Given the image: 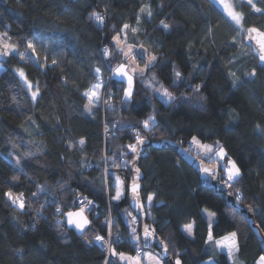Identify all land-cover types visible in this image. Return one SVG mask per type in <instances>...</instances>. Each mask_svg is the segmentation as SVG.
<instances>
[{
    "label": "trees",
    "instance_id": "obj_1",
    "mask_svg": "<svg viewBox=\"0 0 264 264\" xmlns=\"http://www.w3.org/2000/svg\"><path fill=\"white\" fill-rule=\"evenodd\" d=\"M142 4H151L153 17L151 21L142 18L137 36L145 46H156L150 50L157 55L163 54V59L153 69L157 79L176 95L190 96L192 93L187 86L202 84L201 91L207 100L203 108L187 101L169 106L153 99L137 81L139 94L129 115L118 104V84L111 82L112 91L117 93L113 103L118 111L111 112L101 105L94 109L95 116L90 117L84 111L87 100L82 93L95 83L91 73L95 67H100L105 80L109 75L101 48L109 43L113 25L117 30L124 23L135 25V14ZM97 5L101 11L105 6L108 8L102 26L89 20L87 15ZM258 6H264V0H260ZM65 7L70 9L66 16L63 15ZM237 8L244 12L249 26L264 28V17L256 18L246 6L238 4ZM222 17L223 13L211 0H79V3L74 0H0V33L7 31L11 42L18 44L19 51L26 54L31 50L25 48V40L38 38L34 42L39 57L38 61L35 57L22 60L17 54L0 58V264H102L106 253L97 244L89 245L66 225L57 226V220L65 218L56 215L55 202L59 200L61 208L67 205L69 210H76L71 207V201L80 193L107 210L108 194L102 191L100 183L104 167L119 176L125 185L130 178L128 169L112 168L111 161L105 165L102 156L114 151L119 154L118 147L130 142V133L119 131L117 126L115 135L106 134L105 120H141L151 114L153 108L159 113L160 129L148 144L162 140L185 141L177 144L185 149L192 146L191 153L197 156L194 146L188 143L191 136H197L203 143L219 141L242 173L235 188H227L228 192L220 194L204 188L197 173L181 161L175 151L149 146L139 166L144 174L142 192L157 193L156 206L151 213L158 225L157 231L172 241L170 248L174 247L181 254L184 264H204L211 257L203 239L206 225L202 209H208L216 213L218 227L214 232L219 235L238 229L240 260L243 264H257L263 254L243 212L254 215L264 232V132L256 127L264 129V73L250 48L229 45L236 34ZM161 20L172 26L167 34L158 27ZM208 26H213V35L205 39ZM212 40L214 43H210ZM41 41L49 47H42ZM189 44H192L190 49ZM46 55L55 57L58 65H51L49 60L48 67H41ZM234 56L241 58L235 65H228L227 61ZM173 64L183 74L178 91L171 87ZM253 67L257 77L255 82H249L244 73ZM17 69H23L28 79L38 84L42 99L31 101V94ZM230 70L240 77L235 89L228 77ZM169 128L175 135L168 133ZM80 139L85 140L83 149L68 147L69 142L75 144ZM29 151L32 156L22 158L17 166L15 157H23ZM201 160L215 165L210 159ZM98 164L100 167H96ZM13 176L18 180H12ZM112 179L109 178V184ZM58 182L66 186L61 188ZM41 185L47 191L33 197L31 193ZM236 188L244 202L235 201L236 207H231L228 193L233 192L231 196L235 200ZM9 189L24 193L23 212L7 201L4 192ZM45 201L48 203L38 215L36 209ZM248 204H252L256 213L248 211ZM125 208L131 211L130 196L118 205L112 202L111 211L116 217L113 236L118 224L120 232L128 239L129 229L123 218ZM231 211L236 213V219L228 214ZM86 215L92 221L89 227L106 236L103 220L91 213ZM192 220L196 221L198 229L195 240L181 231L183 224ZM94 234L89 232L87 239L91 240ZM118 251L135 253L129 241L121 244ZM216 254L219 264H230L224 253L216 250Z\"/></svg>",
    "mask_w": 264,
    "mask_h": 264
},
{
    "label": "snow or ice",
    "instance_id": "obj_2",
    "mask_svg": "<svg viewBox=\"0 0 264 264\" xmlns=\"http://www.w3.org/2000/svg\"><path fill=\"white\" fill-rule=\"evenodd\" d=\"M74 3H79V0H74ZM213 5H218L223 13L222 19L224 22L233 29L235 36L230 40L229 45L234 48L247 49L251 47L255 53V59L260 67V71L264 73V28L257 27L255 25H248L245 14L242 10L237 8V5L246 6L250 9L252 14L256 15V18L264 17V6H258L260 0H211ZM163 7V5H160ZM108 12L107 6L103 11L100 10L99 5L94 6L87 13L88 19L94 21L97 25H104L106 21V13ZM70 9L67 7L63 10V15H69ZM153 17V10L151 4H142L139 7V11L135 14V25L124 23L118 30L113 25L112 34L109 39V43L101 48V57L103 58L106 70L109 73L107 80L104 78V74L100 67H95L91 73L95 83L91 85L87 90L83 91L82 97L86 98L87 103L84 105V111L86 115L90 117L95 116L94 109H98L101 105L107 106V109L111 112H117V106L113 103V97L117 95L112 91V83L118 84V104L124 108V110L131 112L135 108L136 96L139 94V89L136 87V82L139 81L143 85L147 92L152 94L153 99H158L166 105H175L177 101H187L189 103L196 104L197 107L203 108L207 97L203 95L201 89L202 84L191 85L189 84L188 90L192 95H185L180 93L174 94L168 87H165L157 77L153 69H155L159 62L163 59V54L157 55L156 51L150 50L154 45L145 46L143 41H140L137 34L141 31L140 25L142 18H146L151 21ZM62 18V17H59ZM165 34H167L171 25L164 20L160 21L158 25ZM213 35V26H208L204 38ZM236 36H239L238 40ZM33 39H26L24 44L26 49H30L31 53L19 51V45L11 42L12 37L7 31L0 33V58H7L14 53L19 55L20 59H32L39 60L37 56V43ZM247 41V43H245ZM214 43V40L210 41ZM42 47H49L41 41ZM189 49L192 44L188 45ZM158 51V47H157ZM241 57H231L227 61L228 65H235L237 59ZM51 65L57 66L58 60L55 57H44V63L41 67H48V62ZM172 77L171 87L175 90H179L180 82L183 79L181 71L177 70L175 64L172 65ZM23 85L27 88L31 94V101L35 103L40 96V88L38 84H33L28 79L23 69L16 70ZM249 78V82H255L257 77V70L255 67L251 68L244 73ZM228 77L231 80V87L237 88L240 83V77L236 71H229ZM67 83V81H64ZM79 91V89H77ZM15 100V97H13ZM159 113L153 108L151 114L146 118L136 121L131 120H105L104 131L106 134L110 133L115 135L117 126L119 131L128 132L129 143L118 147L116 151L111 155H103L102 160L107 165L108 161H111V167L120 169H128L129 183L125 185V182L120 179L115 173L110 172L107 166L104 167L100 183L102 185V191L108 194V213L104 221L106 236L100 235L95 228H90L92 221L89 220L86 215V209H90L93 205V201L87 196H82L80 193H76L75 198L71 201V207L76 210H69V206L61 208L59 206V200L55 202V213L57 216L62 215L64 220H57L58 227H64L65 225L69 229H74L78 232L89 245L98 244L101 249L106 253L105 259L102 264H184L181 254L174 248H170L172 244L171 240L163 238L157 231L158 225L156 224L155 217L151 215L154 205V200L157 199L156 192L143 193L140 180H141V168L137 164V161L141 159L145 154V145L150 142L151 138H155V134L160 129V123L157 120ZM29 119H31L29 117ZM35 124V121H32ZM57 123L59 120L57 119ZM111 125V128H109ZM37 127H39L37 125ZM257 130L264 132L259 125L256 126ZM168 133L175 135L174 130L168 129ZM162 139V137H161ZM171 142V141H167ZM185 141L178 140L177 143L183 144ZM191 145L195 146L199 151L197 152V158H208L212 160V163L217 165L215 168L203 167L202 171L205 175L214 176L218 178V181L228 189L235 188L239 184V179L242 176L241 169L237 165L235 160L228 157V153L225 151L224 146L215 141L214 143H203L200 138L193 135L190 141ZM85 140L80 139L77 143L69 142L68 147H79L83 149ZM13 147H16L13 145ZM186 153H191L192 149H185ZM32 156V152H25L23 157L17 155L15 157L16 165L19 166L22 158H28ZM224 161L223 164H220ZM130 165V167H129ZM82 167H91L88 164H82ZM100 167V165H96ZM22 171V169H20ZM222 173V175H221ZM113 178L111 184H109V178ZM12 180H18L17 176H13ZM58 186L64 188L65 184ZM69 191L75 192L74 189L69 188ZM47 189L41 185L36 192H32L33 197L37 196L39 192H45ZM228 195H233V192H229ZM4 196L11 206H15L21 212L25 209L24 193H15L11 189L4 192ZM131 197L130 206L136 211V215L129 212L127 208L123 210V216L127 219L128 241L133 247L135 255L126 254L125 252L118 251V248L125 241L121 238L119 225H116V235L113 236V220L111 219V205L112 202H117V205L122 199ZM235 201L242 204L244 202L239 189L235 191ZM45 201L36 209L38 215L42 214L45 209ZM163 203V201H161ZM248 211L256 213V209L252 204L247 205ZM31 210V209H29ZM233 219H236V213L231 211L228 213ZM202 218L205 219L206 234L203 237L206 251L212 249L218 252L224 253L226 260L230 264H238V254L240 252L241 236L239 230H229L226 233L217 235L214 232V228L218 227L216 220V213L211 212L208 209H202ZM149 219L151 223H149ZM246 220L247 217H244ZM255 226V225H254ZM35 227V224L32 225ZM258 231L259 227L256 226ZM181 231L186 234L187 237L192 240L196 239V232L198 231L196 221L192 220L183 224ZM89 232L95 233L91 240L87 239ZM261 240L264 241V236H261ZM160 249L158 252L154 249ZM20 251H23L22 249ZM204 264H219L215 259H208L204 261ZM257 264H264V255L259 257Z\"/></svg>",
    "mask_w": 264,
    "mask_h": 264
},
{
    "label": "water",
    "instance_id": "obj_3",
    "mask_svg": "<svg viewBox=\"0 0 264 264\" xmlns=\"http://www.w3.org/2000/svg\"><path fill=\"white\" fill-rule=\"evenodd\" d=\"M245 43H247V41H245ZM249 48L252 50V53L255 57V53H254L253 49L251 47H249ZM167 141H170V140H162V141L155 143L153 145H150L147 143L145 145V151L149 146H152L158 150H173L178 154L181 161H183L186 165L191 167L197 173V175L199 176L200 182L204 188H207L210 190H216L220 194L224 193V192H228L227 188H225L223 185L219 184L217 177L205 175V173L202 171V160L201 159H198L197 156H195L192 153H186L184 151L185 148L182 147L181 145L177 144L176 142L171 141L169 143ZM140 160L137 161L138 165L140 164ZM203 167H207V168L211 169V168L217 167V165H210V164L203 161ZM221 175H222V173H221ZM143 181H144V174L141 171L140 184H141L142 191H143ZM130 200H131V197H130ZM228 203L230 204L231 207H236V202L232 196H230L228 198ZM130 209L134 213V215L137 214L136 211L131 206H130ZM243 215L247 217V223L250 226L253 233L255 234L257 241L260 245L262 254L264 255V241L261 240V236H264V232L257 225L254 215L247 214L245 211L243 212ZM256 226L259 227L260 231H258ZM159 250L160 249H158V248L154 249V251H156V252H158Z\"/></svg>",
    "mask_w": 264,
    "mask_h": 264
},
{
    "label": "built area",
    "instance_id": "obj_4",
    "mask_svg": "<svg viewBox=\"0 0 264 264\" xmlns=\"http://www.w3.org/2000/svg\"><path fill=\"white\" fill-rule=\"evenodd\" d=\"M191 148L192 149V146H188L187 149ZM91 168V167H90ZM82 196H86V195H82ZM89 199H91L93 201V205L91 206L90 209H86V213H91L95 216V213L98 214L97 217L95 216L96 219H102L103 220V223L107 217V213H108V209L107 210H104L101 206V204L95 202L92 198H90L89 196H87ZM73 208V207H72ZM95 210H94V209ZM75 209V208H73ZM111 219L113 220V229H114V225L116 224V217L112 214V211H111ZM105 225V224H104ZM114 231V230H113ZM121 233V232H120ZM115 237V235H114ZM121 238L123 241H128L127 239V236L126 234L124 233H121ZM98 245V244H97ZM99 246V245H98ZM100 247V246H99ZM101 248V247H100ZM135 254V253H134Z\"/></svg>",
    "mask_w": 264,
    "mask_h": 264
},
{
    "label": "rangeland",
    "instance_id": "obj_5",
    "mask_svg": "<svg viewBox=\"0 0 264 264\" xmlns=\"http://www.w3.org/2000/svg\"><path fill=\"white\" fill-rule=\"evenodd\" d=\"M219 9H220V7L218 6V5H216ZM221 10V9H220ZM222 12V11H221ZM15 54V53H14ZM210 144V143H209ZM194 148H195V146H194ZM199 150L198 149H196L195 148V150H194V152L197 154V152H198ZM203 158V157H202ZM203 159H208V158H203ZM211 160V159H210ZM224 163V161H221L220 162V164H223ZM94 209V208H93ZM95 210V209H94ZM129 212H132V211H129ZM132 214L134 215V213L132 212ZM97 215L98 214H96L95 213V216L97 217ZM123 218H124V221H125V223H126V225H127V219L128 218H126V217H124L123 216ZM129 231H130V229H129ZM126 253V252H125ZM209 253H210V255H211V257L209 258V259H215V260H217V254H216V250L215 249H212L211 251H209ZM126 254H130V255H135V254H131V253H126ZM238 264H243V262L240 260V258H239V256H238Z\"/></svg>",
    "mask_w": 264,
    "mask_h": 264
},
{
    "label": "crops",
    "instance_id": "obj_6",
    "mask_svg": "<svg viewBox=\"0 0 264 264\" xmlns=\"http://www.w3.org/2000/svg\"><path fill=\"white\" fill-rule=\"evenodd\" d=\"M88 218H89V216H88ZM90 220V219H89Z\"/></svg>",
    "mask_w": 264,
    "mask_h": 264
},
{
    "label": "bare ground",
    "instance_id": "obj_7",
    "mask_svg": "<svg viewBox=\"0 0 264 264\" xmlns=\"http://www.w3.org/2000/svg\"><path fill=\"white\" fill-rule=\"evenodd\" d=\"M85 195V194H84Z\"/></svg>",
    "mask_w": 264,
    "mask_h": 264
}]
</instances>
